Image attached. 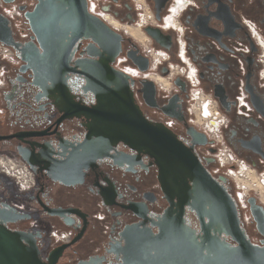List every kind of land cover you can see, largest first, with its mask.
<instances>
[{
	"label": "flooded vegetation",
	"instance_id": "1",
	"mask_svg": "<svg viewBox=\"0 0 264 264\" xmlns=\"http://www.w3.org/2000/svg\"><path fill=\"white\" fill-rule=\"evenodd\" d=\"M97 3L105 18L95 17L120 42L110 68L128 77L144 118L164 126L175 121L172 132L190 149L191 128L206 135L208 144L194 146L193 153L214 178H225L221 184L235 199L232 179L223 171L212 173L219 166L218 146L195 123V101L211 103L219 112L225 145L255 172V183L261 185L256 197L264 205L259 179L264 177V0ZM38 4L16 0L6 5H19L25 15ZM0 15L7 20L0 21V40L12 43L0 42V47L10 48L17 62L0 58L5 70L0 90V229L24 234L23 244L36 246L45 264L54 253H59L56 264H146L142 239L148 232L158 234L157 224L170 207L156 160L124 142L105 148L93 135L90 114L97 99L85 77L76 70L64 82L50 81V69L46 77L44 69L28 67L21 53L35 57L32 31L24 38L2 8ZM25 24L29 26L27 20ZM90 45L97 57H88ZM111 48L116 49L114 41ZM73 52L71 68L80 59L99 61L104 53L85 39ZM125 68L137 76L126 74ZM4 167L27 169L31 187L21 191ZM184 218L199 235V221L189 208ZM242 227L252 242L251 230ZM53 233L69 234L68 242L57 244ZM254 234L259 245L262 238ZM221 239L235 245L231 238Z\"/></svg>",
	"mask_w": 264,
	"mask_h": 264
},
{
	"label": "water",
	"instance_id": "2",
	"mask_svg": "<svg viewBox=\"0 0 264 264\" xmlns=\"http://www.w3.org/2000/svg\"><path fill=\"white\" fill-rule=\"evenodd\" d=\"M15 1L4 0L6 4ZM38 2L32 13L25 14L33 33L30 46L35 57L22 52L23 62L31 69H44L46 77L50 69V81L64 82L70 71L78 70L97 99L90 114L94 121L93 135L105 148L124 142L135 150H145L156 160L170 207L157 224L158 234L148 232L142 239L146 242V264H264V205L256 196L248 199L256 231L262 238L256 245L242 227L236 200L221 184L225 178H214L193 153L194 146L208 144L206 135L191 128L193 147L190 149L172 130L144 118L134 104L128 77L110 68L118 55L119 38L106 23L88 12L87 0ZM0 21L7 20L0 15ZM82 39L91 40L104 53L99 61L89 59L97 57L90 45L89 58L77 60L71 68L73 48ZM0 42L12 46L9 40ZM186 208L199 221V235L186 225ZM222 236L231 238L235 245L222 240ZM24 240V234L0 229V264H45L37 247H26ZM58 258L59 253H54L48 264H56Z\"/></svg>",
	"mask_w": 264,
	"mask_h": 264
},
{
	"label": "built area",
	"instance_id": "3",
	"mask_svg": "<svg viewBox=\"0 0 264 264\" xmlns=\"http://www.w3.org/2000/svg\"><path fill=\"white\" fill-rule=\"evenodd\" d=\"M88 12L94 16L104 17V14L99 13V7L97 0H87ZM0 8H2V13L4 16L11 18L14 22L16 29L20 32V35L26 38L31 34L30 27L25 24L24 12L20 9L19 5H6L0 0ZM0 58L12 64H16L15 57L11 52L10 48L6 46L0 47ZM184 58V57H182ZM124 72L132 77L137 76V71L125 68ZM4 68H0V90L3 86V75ZM190 79L193 78L190 76ZM199 94V93H198ZM193 112L195 113V123L199 124L203 128L210 139L218 146V152L216 155L219 166L213 170L214 175H218L220 172H224L229 178H234V176L240 173L242 168H248L252 173H255L250 167L245 165L240 161L234 153L225 145L223 136L221 134V124L219 112L215 107L207 101H195L192 106ZM176 123L173 120H168L165 126L172 130L174 129ZM3 172L8 176H11L17 187L21 191H26L31 187L32 178L27 169L21 167L19 169H14L11 167H4ZM235 180V179H234ZM264 183V177L260 179ZM256 196L255 191L250 188H246L244 184L237 183V191L235 194V200L237 202L238 208L241 212V221L243 226L252 230L255 229L254 219L251 215L248 199L250 194ZM101 219V218H99ZM53 238L57 244L66 243L69 240V234L67 233H53ZM253 243L257 244L256 238L253 239Z\"/></svg>",
	"mask_w": 264,
	"mask_h": 264
},
{
	"label": "bare ground",
	"instance_id": "4",
	"mask_svg": "<svg viewBox=\"0 0 264 264\" xmlns=\"http://www.w3.org/2000/svg\"><path fill=\"white\" fill-rule=\"evenodd\" d=\"M243 171H246V172H243ZM234 179L236 182L240 183V184H244V179L246 180H249L250 182H252V185L251 187L247 186L246 184L245 187L246 188H250V189H253L255 191V194L257 195L258 192H257V185L261 186L260 184H256L255 183V180H254V176H253V173L248 169V168H242L240 173L236 174L234 176ZM253 180V181H252Z\"/></svg>",
	"mask_w": 264,
	"mask_h": 264
},
{
	"label": "rangeland",
	"instance_id": "5",
	"mask_svg": "<svg viewBox=\"0 0 264 264\" xmlns=\"http://www.w3.org/2000/svg\"><path fill=\"white\" fill-rule=\"evenodd\" d=\"M243 172H246V171H243ZM259 179H261V178H259ZM253 181V180H252ZM232 182H233V184H234V186H235V191H237V183L238 182H236L235 180H234V178H232ZM244 184H246L247 186H249V187H251V185H252V182H250L249 180H245L244 179V182H243ZM238 184H240V183H238ZM253 186V185H252ZM251 196H253V193H251L250 194V197ZM262 202H264V194L262 195ZM254 231H256L255 229H252L251 231H250V235H251V237L252 238H256V235L254 234Z\"/></svg>",
	"mask_w": 264,
	"mask_h": 264
},
{
	"label": "trees",
	"instance_id": "6",
	"mask_svg": "<svg viewBox=\"0 0 264 264\" xmlns=\"http://www.w3.org/2000/svg\"><path fill=\"white\" fill-rule=\"evenodd\" d=\"M234 197H235V195H234Z\"/></svg>",
	"mask_w": 264,
	"mask_h": 264
}]
</instances>
